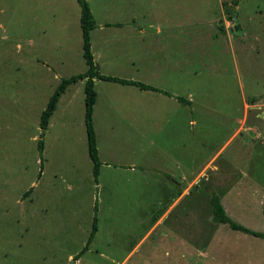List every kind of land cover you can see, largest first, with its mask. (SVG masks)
Returning <instances> with one entry per match:
<instances>
[{
  "label": "rangeland",
  "instance_id": "obj_1",
  "mask_svg": "<svg viewBox=\"0 0 264 264\" xmlns=\"http://www.w3.org/2000/svg\"><path fill=\"white\" fill-rule=\"evenodd\" d=\"M87 2L100 73L173 96L96 80L97 183L80 80L41 156L50 98L88 69L80 3L0 0V264H264V239L215 222L212 206L217 194L264 232V0ZM157 168L195 178L169 212L186 183Z\"/></svg>",
  "mask_w": 264,
  "mask_h": 264
},
{
  "label": "trees",
  "instance_id": "obj_2",
  "mask_svg": "<svg viewBox=\"0 0 264 264\" xmlns=\"http://www.w3.org/2000/svg\"><path fill=\"white\" fill-rule=\"evenodd\" d=\"M239 1L241 0H233V6H237ZM79 3L81 7L80 24L82 28V37H83V52H84L83 56L88 69L85 73L73 75L69 78L63 79L61 84L53 94V96L50 98L48 105L41 116L40 124L43 133H42V139L39 143V150L41 156H43V152H44L43 138L47 130L49 129L50 120L57 109V105L61 96L66 92L69 86L76 84L80 80H85V95H86L85 124H86L87 136H88L89 155L91 160L93 161V174L95 181L98 183L102 162L99 156L98 143H97L96 131H95L94 119H93L94 107L98 100L95 79H99L107 82L120 83L122 85L136 86L140 89L162 93L169 97H172L173 95L169 94L166 91L144 84L142 82L101 74L95 62V57L92 52V43H91V33L96 28V19L87 0H79ZM230 11L232 14L233 12L232 8L230 9ZM230 17H232V15H230ZM178 100L185 104L189 103V101L182 98H178ZM41 165H43V161H41ZM31 192L32 189L28 193V195ZM212 206H213V219L215 222L219 224L228 225L233 230L244 232L256 238L264 239V232H257L251 230L235 222V220H233L228 215L220 197L217 194H214L212 197ZM97 231H98V218L97 216H95L87 244L84 247V249L81 251V253L74 257V260H79L81 256L89 249L91 243L94 241L96 237Z\"/></svg>",
  "mask_w": 264,
  "mask_h": 264
},
{
  "label": "crops",
  "instance_id": "obj_3",
  "mask_svg": "<svg viewBox=\"0 0 264 264\" xmlns=\"http://www.w3.org/2000/svg\"><path fill=\"white\" fill-rule=\"evenodd\" d=\"M142 30V29H141ZM161 33V29L158 31V34ZM97 79H95V84H96V81ZM140 89V88H139ZM143 90V89H142ZM158 93V92H156ZM169 93V92H168ZM162 94V93H161ZM170 94V93H169ZM167 96V95H165ZM169 97V96H167ZM238 132L235 133V135H237ZM131 168H135V166H131ZM157 171L159 172L158 174L162 175L164 177V180H163V184H166V182H173V180L175 181L176 184H178L179 186H181L182 184L186 183L185 185V188L183 189V192L181 193V195L174 201V203L170 206V208L168 209V212L170 209L173 208V206H176L177 202L180 200L181 197H183L185 194H189L193 191L194 189V186H195V178L193 177V174H192V178L191 180L189 181L187 176H184L182 175L180 177V180H175L174 179V175L172 174H169L165 171H162L160 169L157 168ZM169 186V185H168ZM167 217V213L164 214L163 216H161L157 222L152 226V230H154L160 223L163 222V220ZM121 264H127V260L125 259Z\"/></svg>",
  "mask_w": 264,
  "mask_h": 264
}]
</instances>
